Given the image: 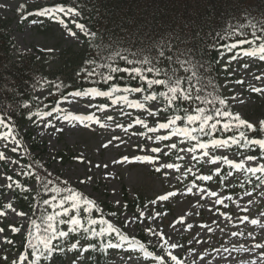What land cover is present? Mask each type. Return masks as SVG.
Returning <instances> with one entry per match:
<instances>
[{
  "label": "rangeland",
  "instance_id": "rangeland-1",
  "mask_svg": "<svg viewBox=\"0 0 264 264\" xmlns=\"http://www.w3.org/2000/svg\"><path fill=\"white\" fill-rule=\"evenodd\" d=\"M0 4L6 7L0 9V19H10L9 30L11 39L17 49V53H31L40 55L45 60V68L50 73H58V76L65 79L68 70H64L65 64L60 61V54L67 50L77 52L83 46L86 38L93 36L92 32L85 26V32L76 28L80 23V17L75 12L57 13L52 19L48 16L33 15L27 20L21 19L17 9L21 5L26 6L21 9L22 14L27 12H37L45 8L69 9L61 5H50L45 0H0ZM35 21V23H33ZM69 32H76L75 37H70ZM51 49V51H47ZM44 55V56H43ZM230 58L222 61V81L221 87L225 94L229 108L235 114L239 113L242 118L251 123H257L264 119V92H252L253 88L264 89V60L260 59V54L256 51L247 55L237 56V59L229 63ZM248 65L247 68L244 65ZM261 79H256V77ZM237 80H242V84H237ZM33 84L31 93L37 102H45L50 92ZM9 91V88H5ZM236 96L239 99L233 100ZM112 99L116 97H111ZM129 100L144 103L145 109L128 108L125 104H111L108 97H80L76 98L72 105L59 99L53 108L61 109L55 115H93L99 120L93 121H64L57 122L52 117L37 118L23 126L22 132L30 131L32 138L39 142L37 151L32 156H37V160L54 174H59L68 183L81 187L85 194L99 202L109 203L121 209L120 221L126 233L135 238L142 236L149 244L156 246L157 254L162 258L168 256V248L165 241H174L182 245L183 250L173 249L172 254L182 256V264H200V257L205 258V264H250L251 261H259L264 264V248L255 249L253 252L246 251L254 248L260 243L264 245V221L260 220L264 214V184L258 189V193L245 197V193L232 195L228 200L227 195L222 190L214 187L206 188L192 184L181 186L180 182L184 171L190 174L194 170L195 161L191 155L184 159H177V155L184 156L179 152L180 147L188 148L186 145H179L177 137H170L169 141L157 142L154 137L157 134L167 135L171 130H158L157 133H147V129L142 125H134V120L139 117L145 120L149 127H156L159 122H167L169 118L159 115L161 106L155 101H144L138 96H128ZM240 100L243 103H240ZM92 105V107H90ZM96 105H106V110L101 113L96 110ZM148 110L158 113L157 117H149ZM121 112L130 113V116L121 115ZM108 117H113L109 120ZM52 119L56 128L64 127L63 132H56L52 128L44 125ZM34 121V122H33ZM119 124L122 127L118 128ZM128 124L133 127L127 133L123 131ZM106 125V127H101ZM143 133V135H140ZM147 136H152V140H147ZM113 137H120L113 140L110 147L105 148ZM177 143V149L173 150L168 157L162 154L152 153V147H161L165 144ZM24 145L29 146V141ZM25 147V148H26ZM13 148L17 150L12 151ZM23 151L11 142V138L0 139V196L3 189L8 193L2 195L0 199V228L5 231L0 234V248L6 235L11 232L9 226H25L28 220V213L17 207L10 189L16 183L14 176H21L23 164L20 161ZM219 155H227L234 162H239L244 156H234V151L219 149ZM201 154L197 150L196 156ZM213 154V153H212ZM137 155H150L151 161L121 162L124 156L135 157ZM246 156V155H245ZM162 163H174L180 166V170L162 169L159 174L155 168ZM262 162L256 161L246 163L245 167H254ZM46 164V165H45ZM221 166V165H219ZM189 169H191L189 171ZM215 172L212 166L205 168L202 166V174L208 170ZM235 171V170H234ZM198 173L199 170L197 169ZM240 171H235V177L239 178ZM264 178V173H261ZM89 177L91 179H89ZM231 178V177H229ZM11 185V187H9ZM192 188L189 193L188 189ZM205 190L204 199H201V190ZM169 191L178 193L175 197H170L168 201L159 202L155 205L151 201L160 195H167ZM215 191L216 197L208 196L207 193ZM125 195L128 199L142 197L146 204L137 212L127 209L124 206ZM219 198L223 204L216 205L215 200ZM249 200L251 203H249ZM120 203L117 204L116 202ZM11 204L16 212L23 211L26 218H21L8 207ZM227 205V207H225ZM165 208H164V207ZM164 208V209H163ZM143 211L145 217H139V212ZM247 215L248 221L244 222L243 217ZM152 216L155 222L146 217ZM135 219V225L126 224V220ZM251 219L260 221L257 225L251 224ZM186 221V223L184 222ZM191 224L192 228L188 225ZM157 231L156 237H151L148 229ZM211 229L212 231H208ZM25 232L24 228L22 230ZM238 233L233 235L232 233ZM19 234V233H18ZM199 240L200 243L190 241ZM161 245L164 247L162 248ZM137 249V248H136ZM193 249L198 252L194 257ZM224 249H228L227 252ZM219 250V251H217ZM229 253L231 258L229 259ZM133 257L130 261L129 257ZM223 257V259H221ZM75 258V257H74ZM74 258H70L67 264H71ZM168 260H171L170 257ZM0 264L3 260L0 256ZM79 264H84L80 260ZM110 264H148L140 257L139 250L127 251L118 249L111 255Z\"/></svg>",
  "mask_w": 264,
  "mask_h": 264
},
{
  "label": "trees",
  "instance_id": "trees-1",
  "mask_svg": "<svg viewBox=\"0 0 264 264\" xmlns=\"http://www.w3.org/2000/svg\"><path fill=\"white\" fill-rule=\"evenodd\" d=\"M49 3L64 4L75 9L81 16V21L85 23L94 33V35L85 40L82 48L77 52L65 50L60 54L61 63L68 62L64 70H68L66 77L61 78L58 73H50L45 68V60L40 55L31 53L16 52L17 49L11 39L9 23L10 20L0 19V117L4 118V126H0V133L13 135L19 138V131L23 124L28 121L29 114L36 111L43 112L46 106H41L32 96L31 90L33 84L41 86L52 91L54 95L50 102H53L63 94L69 91L80 90L85 88H97L104 91H112L113 86L116 88L142 86L147 89V80L149 79H170L174 86V81H181V89L191 93L193 101L191 103L180 101L173 104L172 108L165 114L179 115L186 127H199L200 121L190 124L184 119L187 115H200L196 109L202 107L206 109L204 115H211L213 120L209 125L215 122L216 113L214 109L223 108L219 104L224 95L219 87L222 77L221 60L224 56H234L246 48L264 46V0H48ZM241 40L245 43L241 44ZM237 45L236 48L228 51L231 45ZM165 51V57L161 58L158 53ZM225 51V55L219 57L220 52ZM44 56V55H43ZM171 59H168V57ZM126 57L127 59H122ZM127 60H132L129 65ZM147 61V63H144ZM133 68L141 69L144 81L139 76L132 79L128 73H112V68ZM153 69L149 72L148 69ZM95 70L98 73L93 80H84L82 77L85 71ZM80 72V78L76 73ZM112 75L113 80L107 83L101 80V76ZM63 83L66 88L59 92L55 85ZM7 86L11 89L9 93L2 91ZM167 92L164 86H153L151 90L141 92L142 95H150L152 92ZM52 95V96H53ZM197 96L200 99H195ZM159 102L164 107L167 100L158 96ZM225 100V99H224ZM27 106V107H25ZM180 109L173 111L172 109ZM187 108L185 113L183 109ZM230 111V109H225ZM231 112V111H230ZM221 124L218 129L222 128L223 122H227L220 117ZM186 121V124L184 123ZM233 123H238L233 121ZM259 127L258 122L254 123ZM9 129L11 133L9 134ZM244 130L249 139L264 138L260 132L251 133ZM238 135L234 129L232 132L224 133L217 131L212 133V138H227L228 136ZM26 138L30 139L31 151L37 150L39 144L35 139H31V134L27 133ZM201 141L207 142L209 137L201 136ZM236 152L249 154L259 157V149H244L233 145ZM30 153V150L28 151ZM27 153L22 162L26 165L24 172H32L34 175L21 176L18 185L13 188V194L19 205L29 212L28 231L32 232V243L39 244V238L44 235V228L47 224L43 217L55 212H62L60 207L54 208L52 204L42 205L43 199H50L56 195L57 199L53 203L59 205L63 196L69 195V189L76 193V202L79 207L81 224L87 227H94L97 231L101 225L99 220L101 215L103 219L119 227V210L109 203L103 202L98 205L91 197L83 195L80 189L72 184L63 181L58 174H52L43 168L37 160ZM264 161V159H259ZM201 162H198V166ZM227 166H222L219 175L213 174L212 181H201L197 177L191 176L190 180L203 185H215L223 188L227 193L242 192L247 189L253 192L256 185L260 184L261 178L258 173L253 176L251 173H242V183L228 184L226 178ZM40 175L41 183H37L33 190L29 186L36 181L35 176ZM52 183L50 188H60L62 191L44 193L43 183L47 181ZM37 182V181H36ZM243 185V186H241ZM83 198V199H82ZM91 199L92 205L86 201ZM142 199L136 198L129 201L126 198V205L136 210L140 207ZM64 207H70V202ZM91 209V215L85 213L83 209ZM96 207L101 212L95 210ZM116 212V216L111 213ZM76 215V210H70L68 215H61L53 221L55 227L67 231L68 224H59L58 220H68L70 216ZM96 219V225H88L87 220ZM35 220V225L31 221ZM115 222V223H114ZM107 227V225H104ZM27 231V232H28ZM83 235V228L80 233H70L68 244L80 239ZM15 244L5 243V251H10L9 262L16 260L20 264L16 255L24 251L23 244L26 242L25 236L16 240L15 235L11 236ZM127 237V236H126ZM110 238L116 241L115 234ZM99 239L85 241L81 239V246L86 243L98 244ZM128 237V241H131ZM17 241V242H16ZM128 241L125 244L128 245ZM55 243V242H54ZM105 243L107 240L105 239ZM144 249L147 252H153L155 248L147 246L142 240ZM42 247V245H40ZM112 249L101 250V248H90L84 252L82 258H86L87 264H107L108 252ZM30 251V250H29ZM77 251H74L75 254ZM68 254H59L54 256L52 262L59 261L64 263ZM41 264H48L42 261ZM159 264V262L157 263Z\"/></svg>",
  "mask_w": 264,
  "mask_h": 264
},
{
  "label": "snow or ice",
  "instance_id": "snow-or-ice-1",
  "mask_svg": "<svg viewBox=\"0 0 264 264\" xmlns=\"http://www.w3.org/2000/svg\"><path fill=\"white\" fill-rule=\"evenodd\" d=\"M5 7H6L5 4H0V9H3ZM25 7L26 6L21 5L20 8L17 9L18 14H21V19H24V20H27L29 17L33 15L48 16L54 19L57 13L67 14V13L75 12V9L66 10L63 7H60V8H45L43 10H37V12L35 13L27 12L26 14H22L21 9ZM78 14L79 13L77 12L76 15ZM33 23H35V21H33ZM76 28L79 29L81 32H85L86 35L89 34L85 31V26L83 24L77 23ZM68 35L70 37H75L77 33L69 32ZM244 43L245 41L241 40V44H244ZM236 47L237 45L233 44L228 48V51H231L232 49ZM47 51L50 52L51 49H48ZM225 54H226L225 51H221L220 52L221 58ZM244 54L247 55V53H244ZM158 56L161 58L165 57V51L161 50L158 53ZM122 59H127V58L122 57ZM168 59H171V57L169 56ZM235 59H237V56H232L229 60V63H231L232 60H235ZM260 59L264 60V46L261 47ZM127 63L131 65L133 61L127 60ZM144 63H147V61H144ZM244 67L247 68L248 65L245 64ZM84 71L86 74L82 78L86 81L93 80L94 77L98 75V73H96L95 70H92V71L84 70ZM148 71L152 72L153 69L149 68ZM111 72L112 73L125 72V73H128V75L132 79L136 78V76L133 75V74H136L139 76L141 81H144V76L141 73V69L137 67H133L131 69L117 67V68H112ZM76 76L77 78H80V72H77ZM256 79L259 80L261 79V77L258 76L256 77ZM101 80L107 83L108 81L113 80V76L112 75L101 76ZM170 83H172L170 79H159V78L149 79L147 80V89H145L142 86H135V87H125L122 89V91L125 93H137L138 94L141 92L151 90L153 86L162 85L165 88H167V92L161 91L159 92L158 95L156 92H152L150 95L144 96V101L146 102L156 101L158 99V96L163 97L165 100H167V105L163 109V111L165 112L169 111V109L172 108L173 104L179 103L180 101L189 102V103L193 101V97L191 93L186 90L181 89V81L179 79H176L174 81V86H170ZM236 83L242 84L243 81L237 80ZM55 87H56V90L59 92L62 88H66L67 86L64 85L63 83H59V84H56ZM117 91H121V89L116 88L115 86H113L112 91H98L96 88H88L85 91L73 90V91L67 92V94L62 93V96H63L64 101L68 102L69 106L72 105L73 101L76 98L94 96V97H108L111 99L112 105H117L118 103H121V104H125L128 108L145 109L144 103L136 102L134 100H129L127 95L116 96V98L112 99L111 97L113 93ZM251 91L252 92H264V89L253 88L251 89ZM195 99L198 100L200 99V97L197 96ZM232 99L237 100L239 98L236 96H233ZM240 103L242 104L243 101L240 100ZM219 104L223 106V108L214 109L216 113L215 122L211 123L210 125L208 122L213 120L214 117L211 115H204V113L206 112V109L202 107H198L196 109L197 113H200V115H187L186 117H184V119H186V121L190 124H195L196 121L199 120L200 121L199 127H195V128L176 127L175 126L176 121L182 119V117L179 115L169 118L167 122H159L156 127H149L145 123L144 119L137 117L134 120V125H142L144 128L147 129V133H157L158 130H169V129L171 130L167 135H160V134L155 135L154 139L157 142L169 141L170 137H183V139L188 141L189 143H191L192 141H195V144H193L191 147H188V148L180 147L179 152L184 153L185 155L184 156L177 155L176 158L184 159L185 156L191 155L192 159H197V160L202 161V166H204L205 168H207V166H212L215 169L216 175H219L222 171L219 165H227L230 167V169L235 170V171L243 170L247 173H251L253 176H256L257 173H264V163H260L254 167H247V168L245 167L246 163L255 164L258 159H264V138L249 139L246 132L244 130H241V129H246L248 132H251V133L260 132L262 135H264V119L259 120L258 122L259 127H257V125H255L254 123H251L248 120L242 118V116L239 113L234 115L232 112L225 110L227 108V102L224 99H220ZM90 107H92V105H90ZM95 107L97 111L103 113L106 110L107 106L106 105H96ZM172 110L179 111L180 109L177 108V109H172ZM60 111L61 109L53 108L51 111L44 112L43 117H52L57 122L63 119L64 121H79V122L96 120V122L99 123V120L95 117V114L87 115V116H81V115H72V116L55 115L53 116V113H59ZM183 111L187 113L188 109L185 108L183 109ZM120 114L124 116L131 115L130 113H127V112H121ZM147 114L149 117L158 118L157 111L148 110ZM33 115H35L38 120L43 119V117H41L39 113H35V114H29L28 116L29 121H32ZM220 117H223V119L227 122H223L222 128L218 129L217 125L221 124ZM108 119L112 120L113 117H108ZM233 121L238 122V123H233ZM0 126H4L3 117H0ZM44 127L52 128L58 133L64 131L63 126L60 128H56L55 125L52 123V119H49L48 122L44 125ZM101 127H106V125H101ZM116 127L120 128L122 126L117 124ZM132 127H133V124H128V126L124 128L123 131L127 133L128 130L131 129ZM234 129L238 132V135H232V136H228L227 138H221V139L212 138V133L214 132L223 131L224 133H228V132H232ZM10 133H11V129H9V134ZM140 135H143V133H141ZM201 136H207L209 137V140L207 142H203L200 139ZM0 138L7 140L8 134L0 133ZM119 139L120 137H113V139L109 140L108 143L104 145V147L105 148L110 147L113 144V140H119ZM146 139L152 140L153 137L147 136ZM11 142L19 145V141L16 140L15 136H12ZM233 145L242 147L244 149L258 147L260 155L259 157L254 156V155H247V156H244L243 159H241L239 162H234V160L230 159L227 155L212 154L216 150H219V149H231ZM177 147H178L177 143H170V144H165L164 149H162L161 147H152L151 152L162 154L164 157H168L173 150L177 149ZM198 149L201 150V154L199 156H196L195 154L197 153ZM16 150H17L16 148L12 149L13 152H15ZM233 155L234 156L241 155V153L235 152L233 153ZM133 159L135 161L148 162V161H151L153 157L150 155H137L135 157L124 156L121 162H129L130 160H133ZM174 168L177 171L180 170V166L174 163H162L159 167H156L154 170L157 174H159L162 169H174ZM190 170L191 169H189V171ZM186 174L187 173H185V175ZM233 174H234L233 171L227 172L228 177H232ZM24 175L30 177L34 175V173L29 171V172H24ZM35 178L38 184L41 183L42 180L46 179V178H42L38 174L35 176ZM213 178H214L213 174L200 175L197 177V179L201 181H212ZM89 179L91 178L89 177ZM51 183L52 182L50 180L47 181L46 183H43L44 193L46 194L51 191V192H55L59 194L62 191V189L50 188L49 185ZM262 184H264V178L260 180V184L256 185V187H260ZM9 187H11V185H9ZM193 187H195V185H193ZM68 191L70 194L63 196L59 201V205L53 203V201L57 199L56 195L52 196L51 200L43 199L42 205L52 204L54 208L60 207L62 209V212H55L53 214H49L43 217L44 222L47 224V227L44 228L43 230L44 235L39 238V244L32 243V232L31 231L27 232L26 242L23 244L24 251H21L19 253L20 264H41L42 261H47L48 264H51L52 259L56 255L65 254L67 252H74V251L78 252L79 250L87 252L88 249L90 248L99 247L101 248V250H105V251L108 249L124 248L125 242L128 241V237L124 236L121 233V230L119 228L115 227L112 223H109L107 220L103 219L102 215H101V219L99 220V224L101 225V227L99 228V231H97L94 227H87L81 224V220L79 218L80 216L79 207L76 202V193L70 189ZM188 192L191 193L192 188H189ZM204 193H205V190L202 189L201 197H200L201 199H204ZM176 195H178V193L174 191H169L167 195H160L156 199L152 200L151 204L155 205L158 203V201L159 202L168 201L170 197H175ZM207 195L211 197H216L217 193L215 191H211V192H208ZM251 195H253V193H247V192L245 193V197H249ZM227 199L231 200L232 197L228 196ZM69 202H70V207H64V205ZM86 203L88 205H92L93 201L91 199H88ZM116 203L119 204L120 202L117 201ZM223 203L224 201L219 198L215 200L216 205H220ZM249 203H251L250 200H249ZM8 207L12 209L13 213L18 215L19 217L26 218L27 214L25 212L23 211L16 212V210L12 208L11 204H9ZM225 207H227V205H225ZM70 210H76V215L70 216L68 220H63V219L58 220L59 224L66 223L69 225L67 231L60 230L57 227H55L53 224V221L57 220L58 217L61 215H65V216L68 215ZM95 210L97 212H101V209L99 207H96ZM83 211L85 213H88L89 216L91 215L90 208L85 207ZM111 215L116 216L117 213L112 212ZM139 217H145V213L143 211L139 212ZM146 219H150V220H153V222H155V218L152 216H148L146 217ZM248 219L249 217L247 215L243 217L244 222L248 221ZM260 220L264 221V214H261ZM184 222L186 223V221ZM125 223L130 224V225H135L136 220L135 219L126 220ZM258 223H260V221H258L257 219H251L252 225H257ZM31 224L35 225V220L31 221ZM87 224L96 225L97 220L89 218L87 220ZM104 225H107V227H104ZM9 227H10L11 232L24 235V232L22 231L24 228L23 225H21L20 227H16V226H9ZM188 227L192 228V225L189 224ZM81 228H83V235L80 237V239H77L76 241L68 244L69 234L70 233L79 234ZM262 229H264V225H262ZM4 231H5L4 228H0V234H2ZM148 231L151 237L157 236V231L155 229L149 228ZM208 231H212V230L208 229ZM111 234H115L117 242L115 243L113 242V240L110 238ZM232 234L237 235L238 233L233 232ZM97 238H100L98 244L89 242L81 246V239L85 241H92ZM105 239L107 240V243H105ZM4 242L9 245L14 244V241L11 239H8L7 237L5 238ZM192 243H200V241L199 240L190 241L189 245H191ZM135 244H136L135 239L128 241V251L130 252L137 251V249L135 248ZM165 244H167L168 256L162 258L161 256L157 255L153 257V259L158 261L159 264H166V261L170 257L171 261L174 262V264H182V262L178 260L177 256L173 255L171 251L173 249L183 250L182 245L177 242L167 241V240L165 241ZM40 245H42V247ZM161 247L163 248L164 246L161 245ZM262 248H264V245L257 243L254 245V248L247 249L246 251L253 252L255 249H262ZM143 250H144V245L141 244L139 251L142 252ZM192 251H193L194 257L198 255V252L195 249H193ZM224 251L227 252L228 249H224ZM148 255L151 256L152 254L148 253ZM228 258L229 259L231 258V253H229ZM2 259H3V264H17V261L15 259L9 262L7 256H4ZM132 259L133 257L130 256L129 260L131 261ZM221 259H223V257H221ZM71 264H79V255H77L72 260ZM200 264H205L204 257H200ZM250 264H259V261H251Z\"/></svg>",
  "mask_w": 264,
  "mask_h": 264
}]
</instances>
